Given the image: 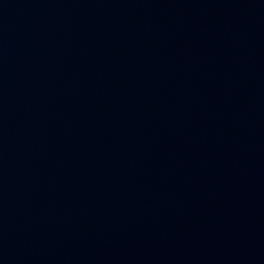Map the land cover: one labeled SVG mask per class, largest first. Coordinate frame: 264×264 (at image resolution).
<instances>
[{"label": "water", "instance_id": "1", "mask_svg": "<svg viewBox=\"0 0 264 264\" xmlns=\"http://www.w3.org/2000/svg\"><path fill=\"white\" fill-rule=\"evenodd\" d=\"M0 264H264V0H0Z\"/></svg>", "mask_w": 264, "mask_h": 264}]
</instances>
